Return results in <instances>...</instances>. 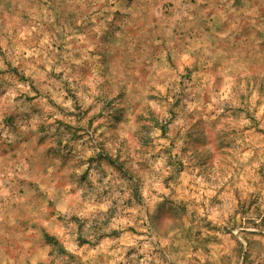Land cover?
Segmentation results:
<instances>
[{"label": "rangeland", "instance_id": "obj_1", "mask_svg": "<svg viewBox=\"0 0 264 264\" xmlns=\"http://www.w3.org/2000/svg\"><path fill=\"white\" fill-rule=\"evenodd\" d=\"M0 264H264V0H0Z\"/></svg>", "mask_w": 264, "mask_h": 264}]
</instances>
